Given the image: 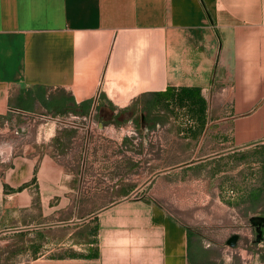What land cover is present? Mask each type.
I'll return each instance as SVG.
<instances>
[{"label":"crops","instance_id":"1","mask_svg":"<svg viewBox=\"0 0 264 264\" xmlns=\"http://www.w3.org/2000/svg\"><path fill=\"white\" fill-rule=\"evenodd\" d=\"M262 230L264 0H0V264H264Z\"/></svg>","mask_w":264,"mask_h":264},{"label":"rangeland","instance_id":"2","mask_svg":"<svg viewBox=\"0 0 264 264\" xmlns=\"http://www.w3.org/2000/svg\"><path fill=\"white\" fill-rule=\"evenodd\" d=\"M180 109H182V107ZM165 116H170V114L167 112L165 114ZM171 123H172V121L170 120V118H168L167 121L164 122L163 124L166 127L170 128L172 126ZM167 132H168V134L165 133V135H164L165 143L172 141V136L170 135L169 130ZM174 141H175V139H174ZM179 141L181 144H184V143L186 144V143L191 142L188 140V137L186 135L185 136L181 135L179 137ZM165 153L168 154L165 157L172 158V152H165ZM194 154H195V152L181 151L180 152V159H187V158L194 157L197 160V162L204 160L203 156H204L205 152L197 151L195 156H194ZM233 157H234V155L229 156V158H233ZM214 158H216V156H214ZM216 159H218V157ZM233 161L235 162V160H233ZM218 163L219 162L215 161V160L212 161V163H211L213 176L215 175L216 172L217 173L219 172ZM196 168H197V174H200V173L202 174L204 168H207V165L205 167H203V163H200L196 166ZM227 169H228V175H227L228 186H225L224 189L223 188L221 189L222 190V194L220 195L221 198H219L217 196V197L212 199V204H213L212 215L214 213H216L214 210L216 208L215 206L218 205L220 202L225 204V205L229 204V202H234V201L236 202V200L239 198V195H241L242 193H251L252 190L255 188V182L253 181V177H252L253 172L251 170V167H247V166L242 167L241 165H239V166H235V165L230 166L229 165V167ZM213 181H214L213 187L220 185V178L213 179ZM196 185H197V190L202 189V185H203L202 183H200V184L197 183ZM196 203H197V208H199L200 206L202 207V203H203L202 197L197 196ZM243 214H244L245 221H247L249 218L250 212L248 210H244ZM201 217L202 216H200L198 218L200 219Z\"/></svg>","mask_w":264,"mask_h":264},{"label":"trees","instance_id":"3","mask_svg":"<svg viewBox=\"0 0 264 264\" xmlns=\"http://www.w3.org/2000/svg\"><path fill=\"white\" fill-rule=\"evenodd\" d=\"M189 96H188V89H179L176 90L174 88H169L166 92H161L155 95H151L149 97V101L147 103V107L146 110L148 111V115L145 117L147 121H149V123H154L155 124H159V123H164L167 121L168 118H170V116H165V114L168 112L170 115L171 113L174 111L173 110V105L174 106H179V107H184L187 105V102L189 101ZM191 100L196 103L197 101H202L203 99L201 96H197L191 98ZM141 101L144 103L146 100L145 99H141ZM138 103V102H137ZM135 103V106L136 104ZM86 104H83V106H85ZM164 111V115L160 116V114H153V112H162ZM264 236V230H262L255 242L258 243L259 240H261Z\"/></svg>","mask_w":264,"mask_h":264},{"label":"water","instance_id":"4","mask_svg":"<svg viewBox=\"0 0 264 264\" xmlns=\"http://www.w3.org/2000/svg\"><path fill=\"white\" fill-rule=\"evenodd\" d=\"M239 236L234 235L231 237V239L228 241V245L232 248H236L238 244Z\"/></svg>","mask_w":264,"mask_h":264}]
</instances>
